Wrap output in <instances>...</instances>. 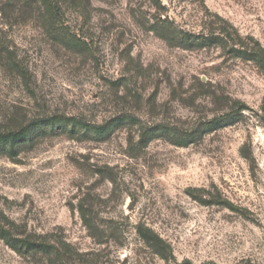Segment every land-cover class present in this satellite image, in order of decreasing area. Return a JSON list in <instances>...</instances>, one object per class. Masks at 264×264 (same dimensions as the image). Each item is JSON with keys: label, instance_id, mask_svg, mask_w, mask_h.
I'll return each mask as SVG.
<instances>
[{"label": "rangeland", "instance_id": "rangeland-1", "mask_svg": "<svg viewBox=\"0 0 264 264\" xmlns=\"http://www.w3.org/2000/svg\"><path fill=\"white\" fill-rule=\"evenodd\" d=\"M55 2L50 31L0 10V129L40 123L0 146V219L62 252L0 239V264H264V75L178 39L225 27L264 48V0Z\"/></svg>", "mask_w": 264, "mask_h": 264}, {"label": "trees", "instance_id": "trees-1", "mask_svg": "<svg viewBox=\"0 0 264 264\" xmlns=\"http://www.w3.org/2000/svg\"><path fill=\"white\" fill-rule=\"evenodd\" d=\"M0 7V10L3 11V13L9 14L5 15L7 17L18 15L24 20L36 19L37 21H43V27L47 31H50L52 26L50 27V25L46 22V18H60L62 11L60 4L55 2V0H2ZM161 32H164L162 36L163 39L168 40L169 37L166 36V34L168 32L172 33V29L165 26V29L161 28ZM55 36V38L61 40H68L69 42L72 41V39L69 38V35L62 34ZM178 39H181L180 44L187 49H206L208 47H212L213 45L220 44L222 47L227 48L229 53H231L234 57L254 63L264 75V48L257 42H252L250 40V42H244L234 30L231 32V30H227L224 27V29L220 30V33H212L210 35H186L182 33ZM1 49L2 47L0 43V52ZM261 108L264 111V99ZM55 121L56 120H54L53 117L47 119L45 122L52 125ZM68 122L77 126L80 124L77 119L73 118L68 119ZM34 123L40 124L39 122L33 121L29 125L14 129H0V146H8L10 152H14L13 148L26 143L32 137L34 132L32 125ZM219 124V126H226L227 123ZM96 130L100 134H106L108 132V128L104 126L96 128ZM179 144L184 145V143ZM81 214L92 236L98 239L103 238L105 233L100 232L96 225L91 224L92 221L88 219L86 212L81 211ZM138 230L140 236L156 251L157 254H166L164 251H167L168 247L161 250V246L165 247V244L158 235H156L152 230L142 226H140ZM0 239L19 255H42L52 258L54 254L58 255V252H62L61 249L56 248L49 242L41 240V238H37L36 236L30 234L27 230L18 228L17 226L7 223L2 219H0Z\"/></svg>", "mask_w": 264, "mask_h": 264}]
</instances>
